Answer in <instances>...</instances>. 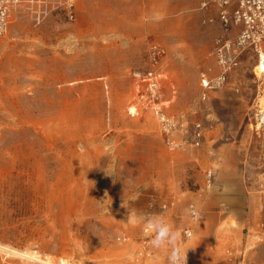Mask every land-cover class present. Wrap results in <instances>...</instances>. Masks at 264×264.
Segmentation results:
<instances>
[{"label": "rangeland", "instance_id": "1", "mask_svg": "<svg viewBox=\"0 0 264 264\" xmlns=\"http://www.w3.org/2000/svg\"><path fill=\"white\" fill-rule=\"evenodd\" d=\"M240 5L12 8L0 34V264H41L25 253L170 264L146 227L156 216L190 264H264V75Z\"/></svg>", "mask_w": 264, "mask_h": 264}, {"label": "built area", "instance_id": "2", "mask_svg": "<svg viewBox=\"0 0 264 264\" xmlns=\"http://www.w3.org/2000/svg\"><path fill=\"white\" fill-rule=\"evenodd\" d=\"M19 2L20 0H0V34L7 31L10 12ZM240 4L246 20V32L243 35L245 36L246 33V40L248 38L255 39L253 42L257 52L260 54V52H264V35L262 36L258 33L260 27L264 28V2L262 0H240ZM239 22L240 20H237V23ZM253 28H255V31L251 30ZM208 84L206 82V85ZM151 88L155 92H158V84L156 81L151 83ZM163 121L167 123L165 117H163ZM189 233H191L190 230L186 232L187 236H189ZM179 254L183 257V264H190V260L185 255L180 252Z\"/></svg>", "mask_w": 264, "mask_h": 264}, {"label": "clouds", "instance_id": "3", "mask_svg": "<svg viewBox=\"0 0 264 264\" xmlns=\"http://www.w3.org/2000/svg\"><path fill=\"white\" fill-rule=\"evenodd\" d=\"M185 213L192 219L197 218L196 213L191 209H185ZM146 227L152 228L155 232L152 240L153 247L161 248L164 245L171 246L172 250L169 254L170 264H183V257L180 256L176 247L180 235L179 231L173 229L171 225L164 223L162 216L149 218ZM189 236H191V233H189Z\"/></svg>", "mask_w": 264, "mask_h": 264}, {"label": "bare ground", "instance_id": "4", "mask_svg": "<svg viewBox=\"0 0 264 264\" xmlns=\"http://www.w3.org/2000/svg\"><path fill=\"white\" fill-rule=\"evenodd\" d=\"M259 65H257V71L259 72L260 75H264V52H260V59H259ZM260 108L263 110L264 112V98H262L260 100ZM264 122V114H263V121ZM4 248V247H3ZM6 249V248H4ZM8 249V248H7ZM10 250V249H8ZM17 253V252H15ZM19 254V253H18ZM21 256L29 259V260H33L36 261L38 263L41 264H53L52 262H50L49 260H43L41 259L39 256H37L36 254H31V253H25V254H20ZM185 255V254H184ZM19 256V255H18ZM186 256V255H185ZM187 257V256H186ZM35 262V263H36Z\"/></svg>", "mask_w": 264, "mask_h": 264}]
</instances>
